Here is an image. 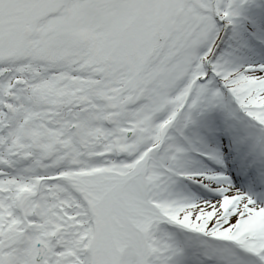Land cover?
Here are the masks:
<instances>
[{
	"label": "snow or ice",
	"instance_id": "6c2138e0",
	"mask_svg": "<svg viewBox=\"0 0 264 264\" xmlns=\"http://www.w3.org/2000/svg\"><path fill=\"white\" fill-rule=\"evenodd\" d=\"M0 264H264V0H0Z\"/></svg>",
	"mask_w": 264,
	"mask_h": 264
}]
</instances>
